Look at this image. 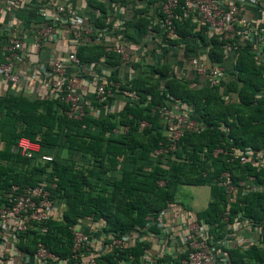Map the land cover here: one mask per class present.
I'll return each mask as SVG.
<instances>
[{
    "label": "trees",
    "instance_id": "16d2710c",
    "mask_svg": "<svg viewBox=\"0 0 264 264\" xmlns=\"http://www.w3.org/2000/svg\"><path fill=\"white\" fill-rule=\"evenodd\" d=\"M131 1L120 0L124 5ZM87 4L95 14L90 20L94 28L113 26L105 0H88ZM146 14L144 10L135 11V32L128 34L136 43L150 38L146 54L151 55L159 48L154 32L160 31V25H152ZM196 27L191 18L176 21L180 39L173 43H180L182 37L192 39V44H185L186 56L199 42L208 47L211 60L222 63L229 75L223 89L196 88L171 70L172 63L153 60L147 64L143 57L133 63L139 71L133 77L128 75L119 88L122 94L134 91L139 102H125L118 115L95 118L87 113L76 119L68 115V104L56 98L0 95V133L5 141L0 149V195L12 183L37 184L46 173L57 183L53 196L66 205L62 219L49 220L47 232L31 231L30 238L21 239L20 248L34 253L41 240L55 254L53 262L64 259L65 264H72L70 226L90 219L103 222L105 230L116 234H126L137 227L144 234L155 232L159 215L179 204L183 184H207L211 198L205 209L194 212V217L208 223L211 237L218 239L228 232L225 216L232 222L238 212L244 213L261 225L260 242L245 249L235 246L226 252L231 264H264V190H252L233 200L215 182V177L229 169L236 181L254 175L257 183L264 184V167L258 170L253 164H231L223 153L213 155L217 147L264 148V99L256 97L257 90L264 86V61L257 62L249 44L226 57L223 41L206 33L203 25ZM77 54L83 63L99 62L106 54L101 63L108 66L111 79L119 80V68L124 62L118 53H106L101 44H92L79 47ZM164 103L187 111L199 125L184 132L177 150L157 155L156 150L169 143L167 121L159 111ZM142 121L147 124L141 128ZM126 125V131L114 133L115 128ZM22 138L40 144L35 160L11 151ZM44 153L53 154V160L40 161ZM81 157L89 161H81ZM49 166L52 171L48 173ZM143 250L144 241L130 250L114 248L99 255L96 264H116V258L128 254L137 259Z\"/></svg>",
    "mask_w": 264,
    "mask_h": 264
},
{
    "label": "built area",
    "instance_id": "2783aa9c",
    "mask_svg": "<svg viewBox=\"0 0 264 264\" xmlns=\"http://www.w3.org/2000/svg\"><path fill=\"white\" fill-rule=\"evenodd\" d=\"M24 1L37 2L34 6L39 13L31 48L40 50L48 41L56 40L62 27H67L71 32L72 49L66 57L50 55L40 61L41 73L47 78L48 96L66 102L67 113L72 118L81 119L87 114V104L73 86L72 69L74 68L76 72H87L88 78L95 82V100L109 107L107 104L109 95L113 91L120 93L121 82L133 71V63L143 58L135 55L136 51L131 52L130 44L121 43L112 36L111 33L118 28L117 24L111 27L94 28L92 23L81 16L76 7L62 0ZM13 2V0L6 1L9 5ZM244 10L245 4L236 0H162L158 16L160 31L154 32L155 41L159 43V48L166 49L168 52L176 46L183 45L181 41L178 44L173 43V40L180 39L176 31V21L191 18L197 24L196 29L203 25L206 33L215 34L223 41L222 47L226 57L232 51L249 44L257 62L260 63L264 61V24L247 20L243 16ZM13 28V24L9 22L2 27L0 75L15 89L22 78L17 62L27 48L24 38L16 34ZM96 43L101 44L106 53L116 52L120 55L124 64L119 68V80L110 78L111 72L108 67L98 72L97 62L83 63L77 55L79 47ZM208 51L207 47L204 54L186 56L184 52L178 53L176 58L182 67L175 63L171 70L179 77L190 80L196 88L223 89V83L229 75L222 63L211 60ZM105 58L106 54L102 55L99 63ZM145 63L150 64V61L145 60ZM133 76L134 74L130 75V77ZM16 92L15 89L14 93ZM120 94L124 103L139 102L134 91H125ZM227 97H230V94ZM256 97L264 99V86L257 90ZM159 111L167 121L165 133L169 143L167 147L157 149V155L177 150L184 132L199 125L198 120L187 111L171 107L166 103L159 106ZM146 124V121H142L141 128ZM28 140L21 139L11 148V151L35 160V150ZM222 153L227 157L228 163L253 164L258 170L264 167V148L231 146L230 148L217 147L213 151L214 156ZM53 157V154L44 153L38 159L44 163L51 162ZM172 157L175 158V155L173 154ZM47 169L48 173L51 172L52 166ZM215 182L222 186L233 200L252 190H264V184L257 183L254 175H248L236 181L229 169H224L219 176L215 177ZM159 183L163 185L164 181ZM56 185V181L47 178L45 173L37 184L12 183L8 190L0 195V264L66 263L64 259L53 262L56 258L55 254L41 240L37 241L34 253L25 251L19 246L21 239L26 240L28 236L30 238L31 231L47 232L46 223L49 220L63 218L66 205L52 194ZM165 212L159 215L157 230L160 229L165 234H169L171 228L163 220ZM229 219L228 215L224 218L228 224L226 236L213 239L209 224L195 218L192 212L189 213L188 221L181 226L183 256L178 259L165 258L163 257L165 252H162L158 261L163 264H231L226 250L235 246L245 249L253 244H259L262 228L260 224L255 223L242 212L237 213L234 221L231 222ZM87 223L85 229L81 228L82 222L70 226L73 233L74 261L72 264H96L97 257L103 253L114 248L130 250L140 241H144V232L140 227L126 234H116L105 230L101 221L89 219ZM151 233L156 235L155 232ZM141 256L142 254L136 259L133 254H128L127 257L116 258V264H139Z\"/></svg>",
    "mask_w": 264,
    "mask_h": 264
},
{
    "label": "crops",
    "instance_id": "0c3cea01",
    "mask_svg": "<svg viewBox=\"0 0 264 264\" xmlns=\"http://www.w3.org/2000/svg\"><path fill=\"white\" fill-rule=\"evenodd\" d=\"M7 0L0 1V38L2 27L6 23H12L13 29L26 43V48L22 53V57L17 62L18 68L22 72V78L20 84L15 88L17 94H24L27 96H48V90L46 87L47 78L44 77L39 68L40 61L46 59L50 55H57L59 57H66L69 51L72 49L71 45V32L67 27H62L58 38L56 40L48 41L40 50L31 48V42L34 36V29L38 25L39 13L33 2H26L24 0H13V4L9 5L6 3ZM70 3L76 7L78 12L83 18L90 22L94 18L91 10L88 8V0H62ZM107 2V10L111 15V24H117V29L111 34L116 38L117 41L125 44H130V49L136 51L135 55L145 57L150 62L160 61V63H176L177 66H181L180 61H177V54L185 51V44H192V39L189 37H182L181 42L183 45L176 46L171 51H162L157 48L153 54H146L150 38H143L140 42L136 43L133 41L132 35L128 32H135L134 14L136 10L146 11L151 24L156 25L159 19V12L162 0H132L127 5H124L120 0H105ZM233 1V0H232ZM245 4L244 17L254 23L264 24V0H236ZM119 23V24H118ZM127 32V33H126ZM132 37V38H131ZM192 38V37H191ZM97 44V43H96ZM136 47V48H135ZM206 46L201 45L200 42L196 44L194 49L189 50V55L204 54ZM0 45V59L2 58ZM133 51V52H134ZM78 55V54H77ZM143 58H141V61ZM94 60H87L85 63L89 64ZM99 64L97 71L100 72L102 69L107 68V65ZM75 67V66H73ZM182 67V66H181ZM180 67V68H181ZM94 71V70H93ZM138 66H133L131 74L138 72ZM74 81L73 86L81 94V97L87 104V113L90 116L107 117L115 115L123 110L124 102L122 95L119 92L113 91L107 98V104L109 107L103 104L97 103L95 100L94 92V80H91L87 76V72H76L72 69ZM128 74V73H127ZM129 75V76H130ZM0 75V95L4 96L10 93L14 94V90ZM128 129V126H120L114 129V133L119 134ZM26 139L27 138H22ZM21 140V139H20ZM30 146L36 151L40 150V144L37 141H30ZM5 146V141L2 139L0 133V149L2 150ZM81 161H89L86 158L81 157ZM192 186H202L196 184H183ZM182 185V186H183ZM207 185V184H205ZM181 186V187H182ZM209 187V198H206L204 192L199 189H195L192 194V203H186L178 197V205L172 209L166 210L164 213V223L171 228L169 234H165L160 229L154 233L144 234V250L142 256L139 258V264H157L158 259L161 258L162 252H165V258L178 259L183 256L184 243L182 239L183 230L182 225L188 221V214L195 211L203 210L207 207V204L211 198V191ZM191 196V195H190ZM88 220H83L81 228H86ZM162 257V258H163Z\"/></svg>",
    "mask_w": 264,
    "mask_h": 264
},
{
    "label": "rangeland",
    "instance_id": "374dc122",
    "mask_svg": "<svg viewBox=\"0 0 264 264\" xmlns=\"http://www.w3.org/2000/svg\"><path fill=\"white\" fill-rule=\"evenodd\" d=\"M163 181V180H161ZM197 190L199 189L200 191L204 192V194L206 195V198L208 197L209 198V187L208 185H202V186H192V185H183L181 188H180V191H179V198L186 202V203H192V194L193 193H196L194 192V190ZM191 195V196H190ZM194 195V194H193Z\"/></svg>",
    "mask_w": 264,
    "mask_h": 264
}]
</instances>
